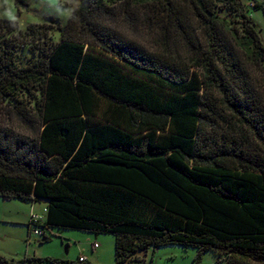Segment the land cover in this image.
<instances>
[{
  "label": "trees",
  "instance_id": "trees-1",
  "mask_svg": "<svg viewBox=\"0 0 264 264\" xmlns=\"http://www.w3.org/2000/svg\"><path fill=\"white\" fill-rule=\"evenodd\" d=\"M260 6L80 0L60 41L19 31L44 42L24 65L0 33V196L44 200L43 228L113 233L114 264L165 244L264 264ZM146 23L151 48L129 33Z\"/></svg>",
  "mask_w": 264,
  "mask_h": 264
},
{
  "label": "rangeland",
  "instance_id": "rangeland-1",
  "mask_svg": "<svg viewBox=\"0 0 264 264\" xmlns=\"http://www.w3.org/2000/svg\"><path fill=\"white\" fill-rule=\"evenodd\" d=\"M246 3L264 0H244ZM80 0H0V19L18 23V28L2 29L5 39L11 40L15 48L16 61L19 65L27 64L39 54L42 40L31 39L30 35H18L27 32L29 25L33 29L48 31L47 40L58 42L61 32L58 25L65 26L73 9ZM222 14H225L223 12ZM249 14L259 29L264 43V8L251 7ZM49 17H53L50 19ZM39 25H43L40 28ZM38 26V27H37ZM138 42L147 47H154L160 38L161 26L146 23L129 30ZM47 203L40 201H24L0 196V257L11 262L37 264L32 258H52L46 264H76L80 257L94 264H114L116 261V237L110 232H93L74 228H43L49 239L31 233L29 226L32 213L42 215L46 219L44 208ZM98 243V247L94 244ZM199 249L193 246L165 244L151 246L148 251L138 253V257L146 264H195ZM201 264H228V256L214 250L203 253Z\"/></svg>",
  "mask_w": 264,
  "mask_h": 264
},
{
  "label": "built area",
  "instance_id": "built-area-1",
  "mask_svg": "<svg viewBox=\"0 0 264 264\" xmlns=\"http://www.w3.org/2000/svg\"><path fill=\"white\" fill-rule=\"evenodd\" d=\"M44 212L47 213V207L44 208ZM46 221V219L37 213H32L31 220L29 223V226L31 228V233L38 235V236H44L45 230H43V223ZM94 247H98V243L94 244Z\"/></svg>",
  "mask_w": 264,
  "mask_h": 264
}]
</instances>
